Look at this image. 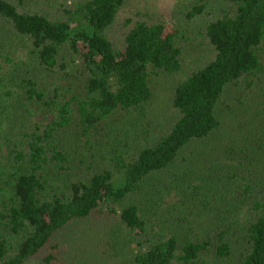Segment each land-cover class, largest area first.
<instances>
[{"label":"trees","instance_id":"obj_1","mask_svg":"<svg viewBox=\"0 0 264 264\" xmlns=\"http://www.w3.org/2000/svg\"><path fill=\"white\" fill-rule=\"evenodd\" d=\"M127 1L0 0V264H79L64 231L96 216L118 218L127 264H264V177L236 156L253 140H231L221 109L264 74V0H213L204 27L213 54L182 77L180 28L123 16ZM205 1L187 17L203 15ZM161 76H177V116L144 142ZM9 105L19 113L13 136L1 127ZM246 131L253 139L255 128ZM194 143L206 161L174 173ZM171 192L182 201L176 214L163 210ZM245 208L252 215L238 223ZM203 212L208 226L187 223Z\"/></svg>","mask_w":264,"mask_h":264},{"label":"rangeland","instance_id":"obj_2","mask_svg":"<svg viewBox=\"0 0 264 264\" xmlns=\"http://www.w3.org/2000/svg\"><path fill=\"white\" fill-rule=\"evenodd\" d=\"M197 1L203 0H128L122 11V15L125 17L135 16L136 13H142L146 18H148V15L150 18L165 20L180 28L181 34L184 37L183 45L185 57L184 69L179 75L181 77L187 74L190 69H193L203 61L209 59L213 54L212 47L205 39L204 27L207 21L213 16L212 14L216 13L219 3L213 0L205 1L208 5L207 11L197 18L189 19L187 13ZM34 7L39 8L37 6ZM56 10L57 8H52V11ZM176 81L177 76H161L155 80V95L144 109L149 121V131L148 134L144 132L141 138L142 141H144V139L150 141L156 138L159 133L161 134L165 131L166 126L173 122V119L177 116V110L173 105V86ZM263 81L264 74L261 79L250 78L248 81H244L242 86L230 91L221 104V109H223L227 115L224 119L225 131L228 133L227 136L231 140L236 135L243 136L242 141L245 142L253 140L252 143L249 142V144L244 142L240 143L236 151L239 154L236 156L240 159L241 156L246 159L248 162L247 165L249 166L253 164V167H259L261 177H264V135L261 136V134L257 132L263 131L262 125H264ZM15 91H17L18 96L21 98L20 88L17 87ZM231 107H233V111L230 113ZM5 110V115L1 117L3 122L1 125L2 134L4 135L5 132H10L11 136H13L17 126L11 127L10 122L14 120L17 122L19 113H17L13 107H10V105L7 106ZM252 127L255 128V134H257H254L253 139H251V137L248 139V133L245 132ZM139 129L142 131L141 128ZM121 131L125 133L126 129H121ZM5 149L4 147L2 148L0 155H6ZM203 151L204 149H202L198 143H194L187 147L182 153V165H175L172 169L173 172H182L188 169L190 167V159L194 162V168H200L202 163L206 161V154ZM234 163L237 164L236 161ZM138 199L140 202H145V200H147L144 199V197H139ZM177 202L181 203L182 201L180 198L174 197V193H169L163 198V210L167 214L171 212L174 214L179 213L181 209L177 205ZM211 215V212L199 213L194 215L187 223H192L193 221V223L196 222L198 224V222H200L201 225L208 226L209 221H211ZM251 215L252 212L250 210L247 208L243 209L239 215L238 223L245 222ZM153 218V223L158 230H162L164 227V230L169 231V224L164 223L160 215L153 216ZM64 232L69 238L71 236L74 237V252L80 255L83 254V256L81 255L79 258V264H127L129 256L127 255L129 254L128 247L127 244H125L127 233L123 229V226L119 224L118 218L99 219L96 216V219H93L92 222L85 221L79 223ZM205 259L209 264L224 263L219 261L216 262L213 258ZM40 263L41 259H35L29 264Z\"/></svg>","mask_w":264,"mask_h":264}]
</instances>
